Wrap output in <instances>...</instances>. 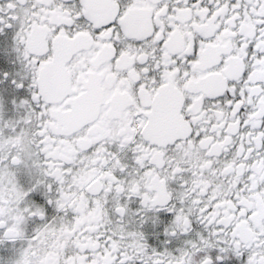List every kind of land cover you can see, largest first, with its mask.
I'll use <instances>...</instances> for the list:
<instances>
[{
    "label": "snow or ice",
    "instance_id": "6c2138e0",
    "mask_svg": "<svg viewBox=\"0 0 264 264\" xmlns=\"http://www.w3.org/2000/svg\"><path fill=\"white\" fill-rule=\"evenodd\" d=\"M0 264H264V0H0Z\"/></svg>",
    "mask_w": 264,
    "mask_h": 264
}]
</instances>
